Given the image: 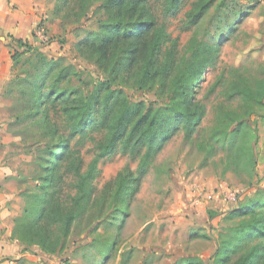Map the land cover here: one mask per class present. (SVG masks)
Segmentation results:
<instances>
[{"label": "trees", "instance_id": "16d2710c", "mask_svg": "<svg viewBox=\"0 0 264 264\" xmlns=\"http://www.w3.org/2000/svg\"><path fill=\"white\" fill-rule=\"evenodd\" d=\"M51 1L52 17L60 20L61 27L76 26L71 32L76 37V57L91 61L99 74L94 79L90 76L92 87L84 86L78 69L65 57H49L28 42L8 36L15 45L12 67L19 66L7 89L14 99L9 127L30 129L22 142L38 148L36 175L30 179L33 189L20 193V211L13 219L12 237L23 251L45 256L64 252L74 229L89 215L97 162L117 147L138 156L140 162L137 176L127 169L116 175L114 194L95 215L96 223H110L116 235L126 218L127 202L152 158L179 131L204 154L203 166L216 163L220 177L233 175L248 187L254 185L259 137L257 123L249 121L254 109L264 108V78L252 83L236 69L221 74L211 88V92L219 89L220 100L211 107V124L202 128L206 107L196 94L204 71L214 65L215 47L193 38L177 55L147 0ZM184 1L164 0V10L177 11ZM216 2H190L186 23L197 25ZM92 12L105 18L95 30H86L83 23ZM128 92L144 98L132 99ZM87 142L93 144L96 156L83 171L79 148ZM69 178L72 181L67 183ZM65 187L70 193L64 192ZM208 214L211 220L219 216ZM220 219L225 225L207 260L164 254L168 259L164 264H264V187H253ZM110 238L101 244L106 253L118 241L116 236Z\"/></svg>", "mask_w": 264, "mask_h": 264}, {"label": "rangeland", "instance_id": "374dc122", "mask_svg": "<svg viewBox=\"0 0 264 264\" xmlns=\"http://www.w3.org/2000/svg\"><path fill=\"white\" fill-rule=\"evenodd\" d=\"M192 1H184L181 9L168 12L164 10V0H147V3L158 25L164 26L170 42L175 45L177 55L185 51L193 38L217 49L214 65L204 71L196 94L197 101L206 107V117L201 124L204 128L213 119L211 107L220 100L219 89L211 92V88L221 74L227 75L229 70L236 69L252 83L264 78V0H217L197 25H188L185 13ZM40 4L46 19L31 33L30 45L49 57H65L66 62L78 69L82 85L92 87L94 82L90 76L96 78L99 69L91 61L76 57L73 50L76 37L71 33L76 26L67 25L63 29L60 20L52 17L54 2L41 0ZM87 18L89 21L80 23L84 22L86 30H95L98 21L105 17L100 12L96 15L92 12ZM0 46L4 54L11 55L15 45L0 34ZM169 46L170 43L166 45ZM18 68L12 67V78ZM74 84L78 81L74 80ZM127 94L132 99L144 98L135 92ZM146 98L153 97L146 94ZM9 100L11 109L14 99L9 96ZM254 110L249 122L257 123L259 141L253 186L248 187L233 175L220 177L216 163L203 166L204 154L179 131L152 158L133 198L127 202V215L116 235L115 227L107 222L99 225L94 221L95 215L114 194L116 175L127 169L137 176L140 162L138 156L117 147L97 162L89 215L74 229L64 252L56 256L28 252L29 257L20 259L17 264H65L68 258L66 264H164L168 261L164 254L175 257L191 254L207 260L214 251L218 232L225 225L220 217L249 196L253 187H264V108ZM9 131L20 138L28 137L31 132L25 127H9ZM21 143V150L29 159L23 169L26 179L21 185L25 186L24 190L31 191L34 183L30 179L36 175L34 158L38 148L24 144L22 139ZM79 149L85 171L96 151L90 142ZM70 181V178L66 180ZM64 192L70 193L69 187H65ZM106 211L103 207V212ZM209 211L219 216L211 220ZM108 236L111 240L116 236L118 241L115 249L106 253L101 244ZM94 241L98 242L95 247L91 246Z\"/></svg>", "mask_w": 264, "mask_h": 264}, {"label": "crops", "instance_id": "0c3cea01", "mask_svg": "<svg viewBox=\"0 0 264 264\" xmlns=\"http://www.w3.org/2000/svg\"><path fill=\"white\" fill-rule=\"evenodd\" d=\"M41 0H0V34L30 44L31 33L46 19ZM12 78L10 55L0 46V264H17L29 257L12 237L13 219L20 211V193L26 179L23 172L29 161L21 150V138L9 131L12 122L7 86ZM25 171V170H24Z\"/></svg>", "mask_w": 264, "mask_h": 264}]
</instances>
